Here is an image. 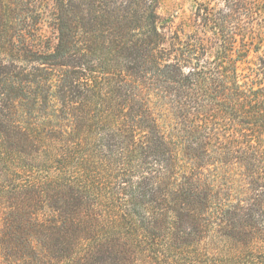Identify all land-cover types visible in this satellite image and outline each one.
Listing matches in <instances>:
<instances>
[{"label":"trees","instance_id":"1","mask_svg":"<svg viewBox=\"0 0 264 264\" xmlns=\"http://www.w3.org/2000/svg\"><path fill=\"white\" fill-rule=\"evenodd\" d=\"M261 2L0 0V264H264Z\"/></svg>","mask_w":264,"mask_h":264},{"label":"rangeland","instance_id":"2","mask_svg":"<svg viewBox=\"0 0 264 264\" xmlns=\"http://www.w3.org/2000/svg\"><path fill=\"white\" fill-rule=\"evenodd\" d=\"M261 3L262 5L264 4V2ZM197 5H203L204 7L208 6L209 9L217 10L224 6V0H161L159 14L166 25V31L170 34L176 32L181 34V31L183 30L191 31L192 29H195L194 11ZM257 19L255 26L256 31H261L264 34V16ZM245 21L247 22L246 24H249L247 19ZM259 41L263 43L262 46L257 44L254 47H260L261 55L264 53V37H260ZM239 43L241 45H254V42H251L250 40L248 42L246 41V43L239 40ZM252 56H250V58Z\"/></svg>","mask_w":264,"mask_h":264}]
</instances>
